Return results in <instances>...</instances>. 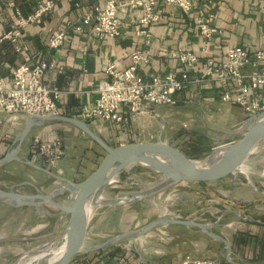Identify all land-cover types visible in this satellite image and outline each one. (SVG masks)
Instances as JSON below:
<instances>
[{"label": "crops", "instance_id": "crops-1", "mask_svg": "<svg viewBox=\"0 0 264 264\" xmlns=\"http://www.w3.org/2000/svg\"><path fill=\"white\" fill-rule=\"evenodd\" d=\"M42 1L45 0H0V85L10 86L13 70L25 61H54L56 66L47 71L45 81L49 86L58 87L62 91L58 101L61 112L74 117L82 118L83 110L95 103L100 87L110 78L106 71L108 63L114 61L119 68H126L131 62V53L136 48L144 49L150 58L148 63L139 68V73L145 78L171 71L180 72L179 55L184 50L194 51L202 57L196 71H204L205 41L196 24L195 18L198 16L204 17L209 13L217 15L215 22L220 33L210 44L208 55L214 56L218 62L225 58L227 50L233 46L243 45L251 50L264 47V0H194L196 6L190 15L174 5L163 4L162 19L152 25L149 44L146 43V37L138 33L141 28L140 9H121V33L116 37L99 38L92 25H86L82 30L76 27L89 11L98 5H105L108 0H57L54 9L41 22L22 27L16 40L4 37L6 33L19 29V17L31 15ZM63 29H67L65 43L59 48L49 47L48 41L52 34ZM220 89L221 85L217 83L193 82L177 94L176 105L147 104L146 111L140 115L126 112L124 122L117 127L100 119L90 124L112 145L158 140L162 123L168 128L172 123L173 110L180 106L197 109L204 115L208 105L217 110L222 109L221 105H228L229 109L237 113L230 121L240 124L248 114L241 106L223 101ZM259 97L264 100V87L259 91ZM160 107H165V112H160ZM29 116L0 112V157L9 151ZM37 135L45 139H61L64 155L53 167L54 173L72 181L88 177L103 156L102 148L86 133L61 120H50L34 127L21 146L22 156L34 159L32 143ZM169 138L165 137V140L171 141ZM35 162L44 167L39 157ZM13 163L20 164L27 170L29 179L26 183L40 187L45 193L51 192L61 183L59 180L55 187L46 190L40 186V180L50 178L48 171L19 160L7 164L12 166ZM150 171L157 174V178L160 177V174ZM0 205L15 214L28 210L38 214L37 210L33 212L35 207L31 206L14 207L2 200ZM231 210L234 209L227 210L224 215ZM16 219L13 217L11 223L17 222ZM249 222L256 229H253L254 232L243 230L240 239L232 241V258L235 263L226 259L230 264H264V246L256 239L264 230V220L253 218ZM92 227L97 228L96 224L92 226L90 223L88 233ZM118 253L119 251H98L94 264H119L116 258Z\"/></svg>", "mask_w": 264, "mask_h": 264}, {"label": "rangeland", "instance_id": "rangeland-1", "mask_svg": "<svg viewBox=\"0 0 264 264\" xmlns=\"http://www.w3.org/2000/svg\"><path fill=\"white\" fill-rule=\"evenodd\" d=\"M208 106L204 115L197 109L185 106L174 109L170 126L166 128L165 123H162L160 138H169L168 135L173 133L169 142L182 148L183 152L192 158L206 157L217 145L238 140L241 135L231 131L240 124L230 121L232 116L237 114L236 111L229 109L228 105H221V110H217L212 105ZM159 111L165 112V107H160ZM43 164L46 169L50 168L49 170L54 173L53 167ZM246 166L264 172V150L251 155ZM157 177V174L147 168L130 167L122 171L116 181L107 186L103 196L111 198L119 195L120 192L141 189L144 184L154 181ZM27 179H29L28 172L20 164L13 163L12 166L6 164L0 167V183L4 186L14 185L22 192L35 193V187L26 183ZM58 181L59 179L51 174L46 181L40 180V186L51 190ZM261 190L264 191V175L250 173L247 176L237 172L213 181L179 182L134 203L114 208L101 206L91 221V225L96 224L97 228L92 227L88 233L87 244L102 243L108 238L146 225L163 215L196 219L200 222H216L213 230L232 244V241L240 239L243 230L256 229V226L249 222L250 219L264 220V194ZM67 195L66 193L58 198H66ZM45 208L57 211L51 205H45ZM230 209L239 210L241 216L249 220L242 219L234 210L224 215ZM35 211L36 209L33 210ZM221 215L223 216L219 219ZM13 217L17 218V222L11 223ZM56 221V216L45 212L36 214L28 210L15 214L14 211H9L0 205V264H16L30 250L61 238L67 221L53 235L38 239L29 238L48 234ZM258 236L263 237L264 230ZM4 237L12 238L2 239ZM63 241L64 239H59L57 246ZM129 248L135 254L141 255L146 264H172L180 255L186 253L227 259L226 244L222 240L212 237L197 226L175 223L158 226L146 234L119 241L99 251L115 252ZM96 252L81 253L72 260L71 264H91L93 253ZM49 258L45 257L31 264H48Z\"/></svg>", "mask_w": 264, "mask_h": 264}, {"label": "built area", "instance_id": "built-area-1", "mask_svg": "<svg viewBox=\"0 0 264 264\" xmlns=\"http://www.w3.org/2000/svg\"><path fill=\"white\" fill-rule=\"evenodd\" d=\"M56 3L57 0L42 1L31 15L19 17V29L6 33L4 37L16 40L22 27L41 22L54 9ZM163 4L174 5L189 15L196 6L194 0H108L105 5H98L89 11L76 29L82 30L84 26L92 25L99 38L116 37L121 33L119 11L137 8L141 10V28L138 33L144 35L146 43L149 44L152 25L162 19ZM216 18L215 13L195 18L205 41L204 71H196L202 57L194 51L184 50L179 55L180 72L171 71L145 78L139 73V68L148 63L150 58L144 49L136 48L131 53V62L126 68H119L114 61L108 63L106 71L110 78L100 87L95 103L83 110L82 119L89 123L100 119L119 124L124 122L126 112L140 115L146 111L147 104L176 105L177 94L193 82H213L221 85V99L241 106L248 117L263 112L264 100L259 97V91L264 87V47L251 50L243 45L233 46L227 50L225 58L218 62L214 56L208 55L210 44L220 33ZM66 35L67 29L52 34L48 41L49 47H61L65 43ZM55 66L54 61L41 60L33 63L25 61L16 67L12 72L11 85H0V112L40 116L63 114L58 104L62 91L58 87L49 86L45 81L47 71ZM32 150L35 159L39 157L47 167H55L64 155L61 139H45L40 135L33 138ZM116 258L119 264H146L143 257L130 248L119 251ZM174 264L228 262L186 253L180 255Z\"/></svg>", "mask_w": 264, "mask_h": 264}, {"label": "water", "instance_id": "water-1", "mask_svg": "<svg viewBox=\"0 0 264 264\" xmlns=\"http://www.w3.org/2000/svg\"><path fill=\"white\" fill-rule=\"evenodd\" d=\"M50 120H61L73 124L105 150L106 153L96 169L85 179L77 182L72 181L38 165L35 162V157L34 159H29L20 154L21 146L32 129L36 126L44 125ZM231 132L240 134L241 137L238 140H231L230 142L217 145L206 157L192 158L185 154L179 146L173 145L162 138L156 141L128 142L115 146L109 143L88 121L82 118L66 114L30 115L24 129L17 135L9 151L0 157V167L13 160L23 161L48 171L58 178L61 183L49 193H45L36 185L35 193H23L14 185L4 186L0 183V200L14 207H35L38 213L45 212L58 218L53 229L48 234L29 238L38 239L53 235L67 221L61 238L48 242L65 238L67 242L66 250L60 258L54 261L49 260L48 264H71L72 260L81 253L99 251L119 241L146 234L158 226L173 223L197 226L212 237L222 240L226 244L227 261L235 263L232 258L231 243L224 236L213 230L216 222H200L196 219H182L170 215L160 216L146 225L127 230L106 239L102 243L87 244L90 223L97 209L101 206L114 208L134 203L183 181H213L237 172H242L247 176L250 173L264 175V172H259L246 166V162L251 155L264 150V111L247 117L240 123L239 127ZM136 165L150 169L160 174V177L144 184L141 189L124 191L114 197L105 198L103 194L107 186L116 181L117 176L122 171ZM253 186L257 188L256 185L253 184ZM261 192L264 194L263 190ZM66 193L68 194L66 198H58ZM45 205H51L57 211L48 210ZM235 211L241 216L239 210ZM222 216H219V219ZM6 238L12 237H4L2 239Z\"/></svg>", "mask_w": 264, "mask_h": 264}, {"label": "bare ground", "instance_id": "bare-ground-1", "mask_svg": "<svg viewBox=\"0 0 264 264\" xmlns=\"http://www.w3.org/2000/svg\"><path fill=\"white\" fill-rule=\"evenodd\" d=\"M57 244L58 241H53V243H48L33 249L31 252H28L18 264H31L32 262L41 260L45 257H50L49 259L52 261L60 258L67 247L66 239L64 238V241L60 246H57Z\"/></svg>", "mask_w": 264, "mask_h": 264}, {"label": "trees", "instance_id": "trees-1", "mask_svg": "<svg viewBox=\"0 0 264 264\" xmlns=\"http://www.w3.org/2000/svg\"><path fill=\"white\" fill-rule=\"evenodd\" d=\"M119 124H120V123H119ZM111 125H112L113 127H115V126L117 127L118 124L111 123ZM120 125H121V124H120ZM116 145H119V144H115V146H116ZM102 151H103V156H102V158H103L106 152H105L104 149H102ZM102 158H101V160H102ZM99 163H100V162H99ZM97 166H98V165H97ZM263 227H264V225H263ZM256 239H257V241H258L259 243H261V246H262V245L264 246V239L262 238V236H257ZM95 254H97V253H93V257H94V258L92 259V263H91V264H94V263H96V261H97V260L95 259V256H94ZM225 261H226V260H225ZM228 264H230V263L228 262Z\"/></svg>", "mask_w": 264, "mask_h": 264}]
</instances>
